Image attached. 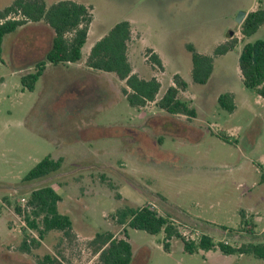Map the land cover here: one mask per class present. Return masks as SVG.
<instances>
[{
  "label": "rangeland",
  "instance_id": "1",
  "mask_svg": "<svg viewBox=\"0 0 264 264\" xmlns=\"http://www.w3.org/2000/svg\"><path fill=\"white\" fill-rule=\"evenodd\" d=\"M13 1L0 0V10ZM44 1L52 5L62 0ZM71 1L91 7L83 58L78 64L47 69L33 92L20 78L44 59L53 31L43 22L27 23L3 38L0 264H38L54 252L60 237L54 232L39 249L28 254L19 250L26 226L14 205L25 204L28 193L41 186L60 196L58 210L73 225L75 239L60 246L62 264H95L88 242L96 233L122 237V229L137 264H264V259L219 251L189 255L178 240L170 241L165 252L162 233L149 235L115 221L120 209L152 205L182 222L179 232L196 223L205 227L199 229L203 234L230 247L251 238L264 242V101L243 86L238 69L242 47L264 40V24L242 38L239 25L245 17L236 22L239 13L256 10L264 0ZM120 21H128L132 29L128 56L133 73L155 78L161 86L158 97L179 76L187 85L179 99L195 110L194 118L167 114L153 104L133 108L121 93L124 83L115 75L77 71L85 67L91 47ZM231 40L236 41L232 51L215 55ZM192 51L212 58L205 85L191 80ZM152 55L161 66L151 61ZM223 94L231 96L232 112L218 105ZM47 156L62 158L61 169L22 184ZM242 212L248 226L242 224ZM223 229L233 232L223 235Z\"/></svg>",
  "mask_w": 264,
  "mask_h": 264
},
{
  "label": "trees",
  "instance_id": "2",
  "mask_svg": "<svg viewBox=\"0 0 264 264\" xmlns=\"http://www.w3.org/2000/svg\"><path fill=\"white\" fill-rule=\"evenodd\" d=\"M45 23L52 31L53 37L50 48L44 59L38 62L34 71L20 78L21 84L28 91L33 92L38 79L42 76L46 67L78 64L82 58V49L88 39V32L92 22L91 7L71 0H62L52 5H47L44 0H14L9 6L0 10V58L3 38L15 32L27 23ZM264 24V3L254 11L248 12L239 25V33L242 38L250 37ZM132 40V29L128 21H120L113 25L91 47L85 57V67L103 73L115 75L124 83L121 93L129 106L143 109L148 104L155 105L158 109L170 115H182L194 118L195 110L186 101L179 99V93L186 90V83L177 75L173 77V85L159 96L160 83L155 79H142L133 73V68L128 56L129 44ZM236 41L231 40L219 46L215 55H224L232 51ZM150 51V50H149ZM151 52V51H150ZM151 61L161 66L156 55L151 56ZM191 80L194 84L205 85L213 70L212 58L197 54L192 51L191 56ZM238 69L243 86L256 92L264 101V40H258L252 44H245L238 57ZM218 105L232 112L234 105L229 94L220 95ZM63 159H53L47 156L41 160L22 179V184L28 185L43 180L62 167ZM264 180V174L262 180ZM23 195V194H21ZM117 198H119L117 196ZM4 201L10 205L8 199ZM60 196L49 186H41L32 189L25 204L14 205V212L19 216L26 228L23 230L22 241L19 250L22 253H30L41 247V242L51 232L60 235L54 252L46 254L38 264H62L63 243L70 244L75 239L73 225L67 215L61 214L58 204ZM115 221L121 227L143 231L149 235H164L163 249L170 250V241L178 240L182 244V251L189 255L199 251L207 252L219 250L224 255H250L257 259H264V242L251 241L235 248L222 242H215L210 236L203 235L194 241H186L179 233L178 226L182 222H175L155 210L152 205L143 207H125L116 211ZM241 220L244 226L249 224ZM243 226V227H244ZM193 229H202L203 225L193 224L188 226ZM254 225H251V228ZM205 228V227H204ZM223 235H229L233 231H222ZM118 237L111 232L96 233L88 242L92 256L96 257L95 264H130L132 261V248L127 240L125 229L121 230Z\"/></svg>",
  "mask_w": 264,
  "mask_h": 264
},
{
  "label": "built area",
  "instance_id": "3",
  "mask_svg": "<svg viewBox=\"0 0 264 264\" xmlns=\"http://www.w3.org/2000/svg\"><path fill=\"white\" fill-rule=\"evenodd\" d=\"M179 233L182 236V238H184L186 241H194L204 235L199 229H193V228L183 229ZM222 243L228 245L227 242H222Z\"/></svg>",
  "mask_w": 264,
  "mask_h": 264
},
{
  "label": "crops",
  "instance_id": "4",
  "mask_svg": "<svg viewBox=\"0 0 264 264\" xmlns=\"http://www.w3.org/2000/svg\"><path fill=\"white\" fill-rule=\"evenodd\" d=\"M48 27V26H47ZM50 29V28H49ZM51 30V29H50ZM52 31V30H51ZM51 41H52V39H51ZM50 45H51V43H50ZM50 48V47H49ZM68 65H71V64H68ZM51 67H53V66H47L46 67V69H45V71H47V69H50ZM81 70H77L79 73H81V72H83V70H85V69H88V70H90L91 71V69H89V68H87V67H84V68H80ZM44 71V72H45ZM85 73V72H84ZM264 230V229H263ZM217 251H219V250H213V251H207V252H213V253H215V252H217ZM220 252V251H219ZM135 258H133L132 257V264H137V262H135V260H134Z\"/></svg>",
  "mask_w": 264,
  "mask_h": 264
},
{
  "label": "water",
  "instance_id": "5",
  "mask_svg": "<svg viewBox=\"0 0 264 264\" xmlns=\"http://www.w3.org/2000/svg\"><path fill=\"white\" fill-rule=\"evenodd\" d=\"M245 15H246L245 13H239L237 16L236 22L241 23Z\"/></svg>",
  "mask_w": 264,
  "mask_h": 264
}]
</instances>
